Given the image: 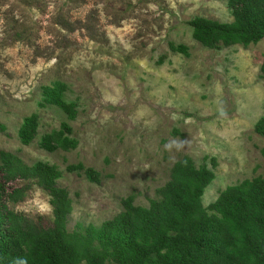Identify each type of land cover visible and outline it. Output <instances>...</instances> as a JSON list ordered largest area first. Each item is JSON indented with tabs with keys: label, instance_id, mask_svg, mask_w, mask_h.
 Returning a JSON list of instances; mask_svg holds the SVG:
<instances>
[{
	"label": "rangeland",
	"instance_id": "rangeland-1",
	"mask_svg": "<svg viewBox=\"0 0 264 264\" xmlns=\"http://www.w3.org/2000/svg\"><path fill=\"white\" fill-rule=\"evenodd\" d=\"M195 17L234 20L227 0H0V165L5 153L56 167L70 232L100 228L128 197L149 207L184 157L216 175L208 211L227 187L264 176V40L208 48ZM17 187L12 207L50 226L48 191Z\"/></svg>",
	"mask_w": 264,
	"mask_h": 264
},
{
	"label": "trees",
	"instance_id": "trees-1",
	"mask_svg": "<svg viewBox=\"0 0 264 264\" xmlns=\"http://www.w3.org/2000/svg\"><path fill=\"white\" fill-rule=\"evenodd\" d=\"M227 1L234 20L195 17L189 22L194 38L212 49L246 48L264 40V0ZM172 48L186 53L184 46ZM261 71L264 75V62ZM58 105L73 117V105L62 99ZM36 128L30 119L21 131L25 144L32 141ZM255 132L264 137V117ZM67 142L73 145L70 140L59 143ZM2 155L0 264H148L153 253L160 264H264V176L227 187L208 211L202 198L216 175L184 157L174 164L170 181L149 207L136 206L128 197L123 211L100 228L70 232L72 199L57 186V168L44 163L29 166L16 156ZM27 182L48 191L53 208L50 226L27 219L12 207L26 193L17 183Z\"/></svg>",
	"mask_w": 264,
	"mask_h": 264
}]
</instances>
